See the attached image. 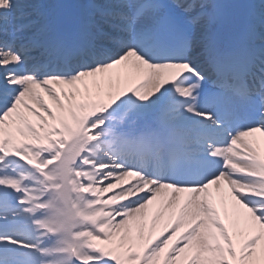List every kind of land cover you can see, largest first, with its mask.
<instances>
[{"label":"snow or ice","instance_id":"1","mask_svg":"<svg viewBox=\"0 0 264 264\" xmlns=\"http://www.w3.org/2000/svg\"><path fill=\"white\" fill-rule=\"evenodd\" d=\"M40 9L0 0V264H264V0Z\"/></svg>","mask_w":264,"mask_h":264},{"label":"bare ground","instance_id":"2","mask_svg":"<svg viewBox=\"0 0 264 264\" xmlns=\"http://www.w3.org/2000/svg\"><path fill=\"white\" fill-rule=\"evenodd\" d=\"M69 4L73 9V14L77 20L84 18L88 11V5L91 0H68ZM255 3H258V0H252ZM41 6V11L44 13L47 19L51 18V23L53 25H61V18H60V7L62 1L60 0H39L38 2H32ZM258 135V134H257ZM162 227V224L158 226L157 231L159 228Z\"/></svg>","mask_w":264,"mask_h":264}]
</instances>
